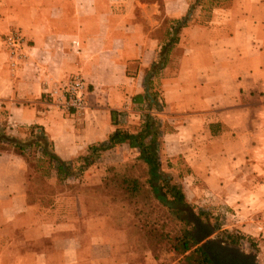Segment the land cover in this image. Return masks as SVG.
I'll return each mask as SVG.
<instances>
[{"label":"crops","instance_id":"obj_1","mask_svg":"<svg viewBox=\"0 0 264 264\" xmlns=\"http://www.w3.org/2000/svg\"><path fill=\"white\" fill-rule=\"evenodd\" d=\"M188 1L0 0V112L13 125H41L56 154L72 161L115 128L111 111L117 121L131 109L145 115L148 81L162 106L150 114L179 120L160 150L187 153L201 187L228 191V210H264V0L193 19L165 64L150 70L167 21L186 15ZM10 29L28 43L19 60L4 47ZM74 75L87 88L78 111L57 90ZM8 158L23 164L7 170ZM27 183L24 161L0 152V264H136L103 216L79 202H28Z\"/></svg>","mask_w":264,"mask_h":264},{"label":"rangeland","instance_id":"obj_2","mask_svg":"<svg viewBox=\"0 0 264 264\" xmlns=\"http://www.w3.org/2000/svg\"><path fill=\"white\" fill-rule=\"evenodd\" d=\"M146 1L161 4V0ZM218 3L231 5L232 10L236 12L243 10L245 5L243 0H218ZM250 3L252 6L257 4L256 1ZM202 4L209 6L206 0H203ZM198 11H195V15ZM253 13L255 17L256 11L254 10ZM199 15H201L199 19L204 22L203 14L199 13ZM154 117H156L154 127L158 131L157 143L161 147L162 136L167 138L166 134L174 130L179 120L165 118L161 121L158 116ZM6 119V111H1L0 125ZM144 120L143 113L136 108L120 113L118 124L122 129L135 131ZM7 125L10 134L19 138L26 137L27 125L10 123ZM185 135L186 133L182 132L180 138L184 139ZM174 136L176 135L170 138ZM192 141L198 144L202 140L198 136ZM172 142L175 145V141ZM159 154L162 174L168 177V182L176 184L182 190L188 209L199 215L202 221L209 222L213 226L214 233L209 238L220 241L225 247V256L228 258L229 252L230 256L238 259L239 253H245L252 256L253 263L264 264V237L257 230V226L264 223V210L257 209L250 214L247 213L248 211H242L241 208L228 210V202H226L228 191L212 193L208 184L201 187V180L194 173L192 164L188 163L185 156L187 153L183 155L175 148L168 152L164 148V152L160 150ZM35 158L37 161L24 162L28 181V202H39L42 205L68 202L72 209L79 202L92 214L103 216L106 222L114 225L119 233L121 249L128 252L131 260L136 264L140 262V264H185V254L174 249V238L180 236L190 225L176 218L172 210L155 199L150 188L144 185L143 182L148 176L147 170L138 159L136 149H130L124 144L95 154L89 159L90 164L82 173L78 168L84 163L80 159L71 162L70 171L73 175L64 181L56 180L54 176L47 179L45 176L47 162L38 161V153H35ZM20 163L23 164L22 161ZM20 163L8 158L5 162L8 165L6 169L14 170L15 167L20 166ZM126 176L137 179L142 184L139 192L129 195L130 197L124 185ZM169 187V183L162 185L167 197L170 193ZM211 187L214 189L213 184ZM179 209L187 208L179 205ZM180 217H183L181 212ZM189 218L190 221L192 218Z\"/></svg>","mask_w":264,"mask_h":264},{"label":"trees","instance_id":"obj_3","mask_svg":"<svg viewBox=\"0 0 264 264\" xmlns=\"http://www.w3.org/2000/svg\"><path fill=\"white\" fill-rule=\"evenodd\" d=\"M202 1H188V12L186 15L180 19L167 21V40H165V43L159 51L158 61L151 66L150 70H157V68L165 64L167 55L173 44L178 40V34L181 28L188 25L193 19L196 21L200 20L201 15L196 16V10H199L203 14L204 20H206L211 9L228 6L219 4L218 0H206L209 4L206 7L202 4ZM145 87L148 107L151 109H147L144 115L145 120L139 129L135 131L122 129L118 121L115 120V113L111 111V120L115 128L107 135L105 140L88 145L85 151L77 155L72 161H64L56 154L52 141L47 137L41 125H27L25 127L26 137L19 138L7 131L9 128L7 119L0 125V151L11 152L21 157L24 162L37 161L36 158L34 159V156L35 153H38V161L42 160L47 162V170L45 171L47 172L45 175L46 178L48 179L54 176L56 180L64 181L70 175H73L70 171L71 162L80 159L84 163L83 166L78 168L79 172L82 173L90 164L89 159L92 156L125 144L128 148L137 150L138 159L145 165L148 176L143 183L150 188L153 197L159 200L164 206L170 208L176 218L190 225L180 236L174 238V249L177 252L185 254V264H254L252 256L245 253H239L237 259L234 256H230L228 252V261L224 259L220 260V252L222 250L225 251V247H223L220 241L209 238L214 233L213 226L209 222L202 221L199 215H196L188 209L182 190L176 184L168 182V177L162 174L161 155L159 154L161 147L157 143L158 131L154 127V118L156 117L150 114L152 109L162 110V106L154 93L149 91L150 86L148 81H146ZM126 177L127 179H125L124 185L127 189L128 196L139 192V187H142L140 181L129 176ZM160 182L163 184L169 183V197L165 195L162 188L163 184ZM179 205H184L187 209L181 210L179 209ZM180 212L183 217H180ZM189 217L192 218L190 221L188 220L190 219Z\"/></svg>","mask_w":264,"mask_h":264},{"label":"built area","instance_id":"obj_4","mask_svg":"<svg viewBox=\"0 0 264 264\" xmlns=\"http://www.w3.org/2000/svg\"><path fill=\"white\" fill-rule=\"evenodd\" d=\"M4 47L12 58L19 60L25 56L28 43L23 35L15 29L9 30L3 37ZM57 90L62 95L64 107L68 110L78 111L83 109L86 103V84L79 75H74L62 82ZM257 230L264 237V223L257 226Z\"/></svg>","mask_w":264,"mask_h":264},{"label":"flooded vegetation","instance_id":"obj_5","mask_svg":"<svg viewBox=\"0 0 264 264\" xmlns=\"http://www.w3.org/2000/svg\"><path fill=\"white\" fill-rule=\"evenodd\" d=\"M219 259H220V260H221V259H224V260H227V261H228V258L225 256L223 250L220 252V257H219ZM254 264H257V263H254Z\"/></svg>","mask_w":264,"mask_h":264}]
</instances>
